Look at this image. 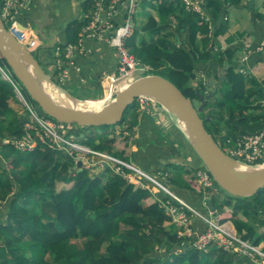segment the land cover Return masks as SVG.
<instances>
[{
	"label": "trees",
	"instance_id": "1",
	"mask_svg": "<svg viewBox=\"0 0 264 264\" xmlns=\"http://www.w3.org/2000/svg\"><path fill=\"white\" fill-rule=\"evenodd\" d=\"M145 1L141 0V3ZM157 1L156 9L164 25H159L160 21L149 16L140 26L141 40L136 41L137 33L134 31L128 42L129 49L137 59L151 67V74L168 78L186 97L195 100L198 98L195 91L201 87L194 89L191 86L192 71L197 60L210 55L206 47L199 50L196 40L198 35L208 33L207 25L199 14L187 11L181 3ZM219 2L205 0L206 10L214 15L221 10ZM168 20L174 25L167 24ZM80 28L75 22L72 41ZM182 29L187 33L184 39L179 36ZM154 32H158L156 39L145 38L144 34ZM210 39L204 36L203 41L208 43ZM221 54L218 53L216 58L220 63ZM0 67L13 81H17L1 56ZM225 71L226 87L215 102L216 110L207 117L201 111L199 114L205 128L217 142L221 141L217 123L226 115V138L234 142L242 135L264 129V112L251 113L253 109L262 108L260 104L254 105L251 96L264 94L261 83L249 75L231 65ZM21 90L27 96L22 87ZM13 96L12 85L0 74V264H258L247 255L228 253L216 245L208 246L201 253L191 243L195 234L191 238L181 236L173 223L165 224L171 218L161 206L160 201L164 202L165 197L160 191L157 195L163 200L154 197L155 200L148 204V190L135 186L111 170L106 172V177L101 174L90 176L83 166L74 168L72 161L61 162L59 157L62 154L58 149L36 146L31 151H21L10 143L5 144L4 139L15 140L25 133L24 116L16 115L9 104L8 98ZM130 111L127 119L116 125L133 132L132 128L140 121L135 108ZM106 129V126L79 127L78 136L82 135L78 139L93 150L111 153L115 137L103 131ZM116 154L117 158L127 162L122 153ZM4 159H9L7 164L12 174L7 170ZM258 161L263 163L264 158ZM199 162L201 165L200 159ZM168 165H164L162 170L165 171ZM144 167L142 164L141 168L149 171ZM157 178L169 182L167 186L201 214L207 215L209 209L215 214L221 213L224 207L230 209L229 219L240 239L254 246L261 242L264 252V188L251 196L237 197L214 181L225 198L218 201L215 196H210V204L206 208L202 205L201 190H194L190 183L173 176ZM59 181L70 183V186L56 190L55 184ZM171 201L170 204L178 205ZM183 209L194 232L206 230V224L188 209ZM239 213L250 217L251 222L257 221L263 227L262 231L256 232L247 218L235 219Z\"/></svg>",
	"mask_w": 264,
	"mask_h": 264
},
{
	"label": "crops",
	"instance_id": "2",
	"mask_svg": "<svg viewBox=\"0 0 264 264\" xmlns=\"http://www.w3.org/2000/svg\"><path fill=\"white\" fill-rule=\"evenodd\" d=\"M91 1L27 0L19 21L37 32L41 44L29 51L37 58L50 79L64 88L74 100L103 106L111 102L115 94L124 88L120 82L114 84L113 88H109L110 76L117 72L118 67L117 54L113 48L102 42L85 40L84 46L89 49L88 53L76 54L71 58L61 56L62 64H55V47H65L77 41L79 31L72 41L73 27L75 22L79 23L80 27L85 23L93 4ZM146 1L150 4L147 7H143L142 4L139 12L142 13L140 15L142 20L138 22V26H143L149 16L160 21L159 25H164L156 9L158 1ZM219 3L220 11L213 15L206 10L208 18H202L207 25L208 33L198 35L196 45L200 51L206 47L205 50L207 49L210 55L206 59L196 61L190 84L193 87L196 86L194 89L201 87V90H196L207 94L212 89L207 86L210 81L217 85V92L219 84L225 82V77L218 82L219 71L224 72L226 76L225 70L231 65L237 71L243 70L246 75L264 86V49L256 51V47L264 43V0H220ZM149 6L152 7L149 8ZM143 13H145L144 16ZM167 24L174 25L171 20H168ZM144 36L147 39H156L158 32L151 35L144 34ZM179 36L186 38V30H180ZM204 36L211 38L208 43L203 41ZM218 53H222L221 63L216 59ZM70 60L72 64H69ZM70 90L76 92L77 96ZM58 91L69 98L62 91ZM109 92L112 99L109 97ZM256 98L257 95L251 96L252 101ZM197 99L200 103V99ZM8 100L10 103V97ZM261 112H264L262 108L251 110L253 114ZM139 121L131 132L133 138L135 137L132 143L135 148L142 151V157L136 159L139 163L135 161L137 164L140 166L144 164L145 167L149 164L164 166L177 161L176 168H184L185 174L189 173V168L193 169V174L195 167L200 165V158L183 126L173 114L157 102L148 101L139 113ZM177 171L181 172L180 169ZM179 175L181 176V173Z\"/></svg>",
	"mask_w": 264,
	"mask_h": 264
},
{
	"label": "built area",
	"instance_id": "3",
	"mask_svg": "<svg viewBox=\"0 0 264 264\" xmlns=\"http://www.w3.org/2000/svg\"><path fill=\"white\" fill-rule=\"evenodd\" d=\"M26 1L27 0H0V15L5 24L7 23L6 28L10 34L21 45L30 50L40 46L41 43H39L37 32L19 21V16L25 8ZM171 1L175 4H183L187 11H193L199 14L201 18H208V15L206 14L205 0ZM140 3L141 0H93L88 18L79 30L77 41L74 44H68L65 47H55V64H62L63 56L71 58L76 54L88 53L89 49L85 48L84 41L90 39L97 42H104L106 45L113 48L117 54V72L110 76L111 85L109 88H113L114 84H117L118 82H120L122 87H125L135 78L143 76L145 73H149L151 67L137 59L130 51L128 44L136 29V18L141 9ZM263 49L264 43L256 47V51ZM69 64H72V60L69 61ZM0 70L3 71L1 67ZM14 82L15 83L12 82V84L20 95L25 109V113L22 114L24 116L23 128L25 133L22 137L15 140L4 139L3 142L5 144L10 143L21 151H31L36 146H47L58 149L60 152H66L75 162H82V160L91 162L94 156L96 158L112 159L113 156L111 157L108 153L93 150L82 144L78 139L77 127L72 124L70 125L68 123L56 121L43 114L42 111L29 100V98H26L27 96L23 95L24 93L21 90L19 82ZM16 85H18L19 88ZM111 96V92H109V97ZM136 100L141 109L144 108L148 101H153L152 99L143 96L138 97ZM219 143L228 155L245 164L260 165L261 163L258 159L264 158V129L258 133L242 135L241 138L234 142L229 138H225V140H222ZM230 150L231 153L229 152ZM114 158L115 160H118L116 165L119 170L121 169V173H123L124 170L129 171L126 168L128 164L126 161L118 159L115 156ZM82 164L81 166H83ZM97 164L99 165V163ZM132 169L135 170V168ZM116 172L120 173V171ZM192 176L193 179H195L197 183L206 190L218 191L217 187L214 185L212 176L203 165L197 167L193 171ZM180 202L184 206H180L179 208L178 205L173 206L177 211L183 212L182 216L185 217L184 223L187 226V216L183 208H187L189 211H192V213L200 214L183 200ZM169 205L172 204L169 203ZM172 220L173 219L171 218V223L174 222ZM187 227L191 230V233L187 235L188 237L191 238V236L195 234V239L191 242L192 245L193 242L198 239H200L199 241L203 240V246L199 249H206L208 246L216 245L228 253L235 252L239 255H247L251 260L258 264H261L259 261L264 260L263 251L262 253L259 252L254 245L241 240L238 235H233L227 239L225 237L217 236V232H215L212 227L207 228L201 233L194 232L190 226ZM177 229L179 231L184 230V228L182 230L181 226L177 227ZM179 235L186 236L183 232H180ZM224 235L229 236L225 232ZM218 239H220L221 242H218ZM242 250L246 253H243Z\"/></svg>",
	"mask_w": 264,
	"mask_h": 264
},
{
	"label": "water",
	"instance_id": "4",
	"mask_svg": "<svg viewBox=\"0 0 264 264\" xmlns=\"http://www.w3.org/2000/svg\"><path fill=\"white\" fill-rule=\"evenodd\" d=\"M0 56L4 58L27 96L37 104L44 114L54 120L75 124L79 127H108L120 122L125 112L138 97H147L160 104L185 125L183 128L201 160V165L207 168L213 180L223 190L237 197H247L264 188V162L258 168L246 170L245 168L248 167H240L204 126L199 112L205 100L216 92V84L210 81L207 83V86L212 89L206 95L196 90V95L200 99V105L196 106L194 99L186 97L168 78L157 74H148L135 78L118 91L111 102L99 109L83 110L57 102L42 88L41 82L47 81L57 90L69 96L64 88L50 79L37 58L10 34L1 15ZM219 74L218 82L225 77L224 72L219 71ZM69 98L73 99L70 96ZM76 166L80 167L81 162L78 161Z\"/></svg>",
	"mask_w": 264,
	"mask_h": 264
},
{
	"label": "rangeland",
	"instance_id": "5",
	"mask_svg": "<svg viewBox=\"0 0 264 264\" xmlns=\"http://www.w3.org/2000/svg\"><path fill=\"white\" fill-rule=\"evenodd\" d=\"M149 4H150L149 1H145L143 3V7H147ZM141 7H142V3H140V8ZM150 7H152V6H149V8ZM153 10H154V12L156 14L155 8H153ZM140 15H142V13H138L137 14V18H136V29H135V31L137 33L136 34V41L141 40V37H142L141 27L138 26V22L139 21L141 22V20H142L141 19L142 16H140ZM144 15H145V13H143V16ZM6 25H7V23H6ZM145 36L148 37L147 35H145ZM240 71L243 72V70H240ZM6 73L7 72L5 70H3V71L0 70L1 78L9 81L10 84L12 85V89H13V92H14V96L11 99V102L9 104H10V107L15 112V114L19 116V114H24L25 113V109H24L23 103L21 101L20 95L17 93L16 88L12 84V82L13 83H15V82L7 75L8 73L7 74ZM243 73H245V72H243ZM147 74H151V72L150 73H145L144 75H147ZM54 80L57 82V80L55 78H54ZM16 86H18V85H16ZM262 86L263 85H260L261 92L264 94V88H262ZM194 87H196V86H194ZM18 88H19V86H18ZM256 88H258V86H256ZM221 90H225L224 83H220L217 92L216 93L214 92L208 99L205 100L206 107L204 109L202 108V110H201V113L205 117H207V115L210 114L211 111H215L216 110L215 109V102H217L221 98V96H222ZM70 91L72 92V94H74L75 96H77V93L76 92H73V90H70ZM202 91H204V90H202ZM202 94L203 95H206L205 93H202ZM23 95L26 96L25 94H23ZM54 97H56V96H54ZM26 98H28V96ZM112 98L113 97H111V99ZM253 102H255L254 104H260L262 106V111L264 110V95L261 96V97L257 96V98L254 99ZM194 104L196 106H199L200 105V103H199V101H198L197 98L194 100ZM205 105H203V106H205ZM134 107H135L136 113L139 115V113H140V111H142V109L139 108L138 102L136 100L130 106V108L125 112V114L123 116V119L124 118L127 119V117L129 116V114L131 112L130 110L133 109ZM137 108H138V111H137ZM225 119H226V115H225V117H223L222 121H219L217 123L218 124L219 133L221 134V141L222 140H225L226 134H227V131H228V127L226 126ZM116 124H114V125L112 124L111 126H108L106 130H103V131H108L109 134H110V136L113 135V137H115V141H114V143L112 145V149H111L112 152L111 153L108 152V154L111 155V157L113 156L112 159H106V158L105 159H102V158H100L98 156H97L98 158H96L94 156L92 158V161L91 162L82 160L83 164L80 161L81 164L83 165L84 168H86L88 170L90 176H97V175H100L101 174L102 177H106L105 176V174L107 175L106 172L109 171V170H111L115 174H120L121 177L123 176V178L126 181H129V182L133 183L135 186H138V187H140L142 189L148 190L149 196H150V197H148L146 199V202L148 204L151 203V202H153L155 200L154 197L157 200H163V198H161V197H159L157 195V192L160 191L161 193H163L162 195L165 197V201L164 202L160 201L161 202V206L164 208L165 213L168 216H170V218L173 219L172 221L175 222V223L174 222L173 223H174V226L176 227L177 234H180V232H183L184 235H186V236L189 235L191 233V230L187 227V226H189V219L187 218V221H186L187 226H186L185 223H184L185 222V217L182 216L183 215V212L177 211L174 208L173 205H169V203L172 202L171 200H173V201H175V202L178 203V208L180 206H184L180 202L182 199L179 198L177 196V194H175V192L172 191L167 186V184L169 182H166V180H165V181H163V183H164L163 184L162 182H160V180L157 179V177L160 176L162 179H164V178L165 179L166 178H170V176H173L175 179L181 177L183 180H185V183H190L191 186L194 187V190H196V191L197 190H201V192L203 194L202 195V205L204 207H206V208L209 207V204L210 203H209L208 198L210 196H215L218 201H221L222 199L225 198L224 193L219 192V191L206 190L205 188L201 187L197 183V181L195 179H193L192 176H191L193 169H190L189 168V170H190L189 173L185 174L184 168H182V167L176 168L177 167V164H175V163L177 161H173L175 163H171V164L169 163V165L167 166V169L165 171H164V169L163 170L162 169H156V168H163V165H159V167H158V166H152L153 164H149V166H146L147 167L146 169H148L149 171L143 170L141 168V166L136 163V162H138V161H136V159L138 157H142V151H140V149L137 150V148H135L134 144L132 143V140L135 137L133 138L131 131H128L127 129H124V128H120ZM78 128H79V126H78ZM79 136H80V134H79ZM40 148H42V146H40ZM231 150H233V149H231ZM231 150L229 151L230 153H231ZM104 152H106V151H104ZM116 152L122 153V155L126 157L127 163H128L127 166H126V168L129 171H125L123 169L124 172L121 173V169L119 170L118 166L116 165V163H117L118 160L117 159L115 160V158H114V156L116 157V155H117ZM134 152H136L135 155H133ZM61 154H62V156L59 157V160L61 162L62 161H66V160L67 161H70V162L72 161V163H73V166L72 167L76 168L75 166L78 163V161L75 162L73 159L70 158L71 156H69L64 151H61ZM8 160L9 159H4V162L6 163L7 168H9L7 170H9V173L12 174L13 173L12 172V169H10V167L7 164ZM235 160L237 161L238 165H241L243 167L245 166V167H248V168H258L261 165V164L260 165H248V164L243 163L240 160H237V159H235ZM170 162H172V161H170ZM97 163H99V165ZM182 165H184V163H182ZM123 167H125V166H123ZM132 168H135V170L132 169ZM179 169L181 170V172H179V173H181V176L179 175V173L177 171ZM116 171H120V173H117ZM69 186H70V183H64V182H60L59 181V182H56L55 189L56 190H59L61 188H68ZM144 204H145V201H144ZM198 213L200 215H198V214H196V213L193 212V216H195L196 218H199L204 224H206L207 225L206 226V229L209 228V227H212L215 230V232H217V236L225 237L227 239L229 237L233 236V235L234 236L235 235L237 236V233H235L234 225L232 224V221L229 219L230 216H231L230 209H227V208L224 207L223 210H222V212L221 213H217V214H215V212L213 210H210V209L207 211V215L206 214H201L200 212H198ZM222 218H227V219L225 221H220V220H222ZM236 218H240L242 220H245L247 218L248 222H250V223L253 224V228H254V230L256 232H261L262 229H263V227L257 221L251 222V219H249L250 217L242 216V214L239 213L237 216H235V219ZM170 223H171V221L168 222V223H165V224L168 226ZM179 226L182 227V230L184 228V230L183 231H179L177 229V227H179ZM176 230H174V231H176ZM196 231L198 232V230H196ZM224 232L226 234H228L229 236L224 235ZM199 240L200 239H198V240H196V241L193 242V245H195V246L198 247V248L196 247L197 249L202 248V246H203V240H201V241H199ZM218 242H221L220 239H218ZM262 246H263V244L260 242L258 245L255 246V248H256V250H258L259 252L262 253V249H261ZM206 249H208V247ZM206 249H200V252L201 253L202 252H205ZM178 251L179 250H177L176 252H178ZM242 252L243 253H246L244 250H242ZM241 256H243V255H241ZM259 262L261 264H264V260L259 261Z\"/></svg>",
	"mask_w": 264,
	"mask_h": 264
},
{
	"label": "bare ground",
	"instance_id": "6",
	"mask_svg": "<svg viewBox=\"0 0 264 264\" xmlns=\"http://www.w3.org/2000/svg\"><path fill=\"white\" fill-rule=\"evenodd\" d=\"M41 86L50 96H52V97L56 96V97H54L56 99V101L63 104V105H67L69 107H74L77 109L79 108V109H83V110L99 109V106H101V105H98V106L90 105L88 103H80L78 100L69 99L68 97H66L65 95L60 93L54 86H52L47 81L41 82ZM181 125L185 128V125L183 123H181ZM239 166L241 167V165H239ZM245 169L248 170L249 168H245Z\"/></svg>",
	"mask_w": 264,
	"mask_h": 264
}]
</instances>
